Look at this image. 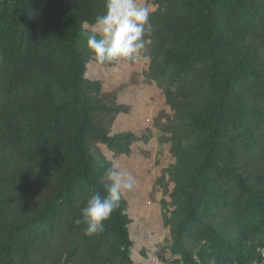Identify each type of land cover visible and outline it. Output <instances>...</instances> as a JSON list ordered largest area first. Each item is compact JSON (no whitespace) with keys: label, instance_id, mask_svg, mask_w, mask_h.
Instances as JSON below:
<instances>
[{"label":"trees","instance_id":"1","mask_svg":"<svg viewBox=\"0 0 264 264\" xmlns=\"http://www.w3.org/2000/svg\"><path fill=\"white\" fill-rule=\"evenodd\" d=\"M105 5L0 0V264H259L264 0H155L148 79L191 144L173 149L169 244L141 262L123 196L102 233L73 223L105 170L149 139L114 133L129 106L89 78Z\"/></svg>","mask_w":264,"mask_h":264},{"label":"rangeland","instance_id":"2","mask_svg":"<svg viewBox=\"0 0 264 264\" xmlns=\"http://www.w3.org/2000/svg\"><path fill=\"white\" fill-rule=\"evenodd\" d=\"M139 2L151 13L156 9L155 0ZM151 53L152 45L146 40L145 49L131 61L101 65L93 56L88 65L89 78L101 79L105 91L117 90L120 101L129 106V114L117 119L114 133L149 137L146 143L135 144L129 157L117 162L121 174H131L136 180L135 189L122 196L129 204L132 256L137 262L142 261V253L152 258L158 245L169 244L167 216L172 210L169 193L173 188V149L178 144H191L180 131V114L171 109L164 90L148 79ZM171 102L175 103V98Z\"/></svg>","mask_w":264,"mask_h":264},{"label":"clouds","instance_id":"3","mask_svg":"<svg viewBox=\"0 0 264 264\" xmlns=\"http://www.w3.org/2000/svg\"><path fill=\"white\" fill-rule=\"evenodd\" d=\"M151 12L139 0H106L105 12L96 18L87 38V47L99 64L116 60L131 61L145 49L152 31ZM105 191L94 192L81 208L73 223L86 225L85 234L105 230V221L119 208L122 195L135 189L131 174H121L115 168L105 170Z\"/></svg>","mask_w":264,"mask_h":264},{"label":"built area","instance_id":"4","mask_svg":"<svg viewBox=\"0 0 264 264\" xmlns=\"http://www.w3.org/2000/svg\"><path fill=\"white\" fill-rule=\"evenodd\" d=\"M259 264H264V247L259 249Z\"/></svg>","mask_w":264,"mask_h":264}]
</instances>
